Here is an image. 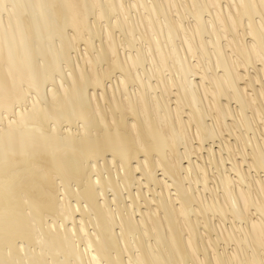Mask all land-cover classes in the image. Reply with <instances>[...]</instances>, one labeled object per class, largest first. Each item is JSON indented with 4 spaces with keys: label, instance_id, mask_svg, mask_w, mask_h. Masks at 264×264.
<instances>
[{
    "label": "bare ground",
    "instance_id": "bare-ground-1",
    "mask_svg": "<svg viewBox=\"0 0 264 264\" xmlns=\"http://www.w3.org/2000/svg\"><path fill=\"white\" fill-rule=\"evenodd\" d=\"M126 1L0 0V264H264V0Z\"/></svg>",
    "mask_w": 264,
    "mask_h": 264
},
{
    "label": "rangeland",
    "instance_id": "rangeland-1",
    "mask_svg": "<svg viewBox=\"0 0 264 264\" xmlns=\"http://www.w3.org/2000/svg\"><path fill=\"white\" fill-rule=\"evenodd\" d=\"M148 1H150V0H148ZM181 1V0H180ZM125 2H128V1H126L125 0ZM182 2V1H181ZM180 2V3H181ZM182 4V3H181ZM134 11V10H133ZM134 13H135V11H134ZM208 16H209V14H207ZM193 19V17H190L188 20H192ZM186 21H187V19H186ZM188 22V21H187ZM116 32H117V34H119V31L116 29ZM207 37L208 38H210V36H208L207 35ZM206 37V38H207ZM207 38V39H208ZM79 46H80V48H83V46H84V44H83V42H81V43H79ZM119 48L121 49L122 48V46L120 47L119 46ZM75 54V53H74ZM197 60H198V58H197ZM196 60V57H192V61H197ZM195 77V76H194ZM197 79V78H196ZM237 104V103H236ZM234 105H235V103H234ZM263 109V110H262ZM261 114H262V117H264V107H261ZM264 119V118H263ZM229 121V120H228ZM251 134H253V132H251ZM260 135V136H259ZM261 137H263V134H262V132L260 133V134H258V138H261ZM232 140H234V139H232ZM218 141H219V139L217 140V141H215L216 143H214V146H216V148L219 146V144H217L218 143ZM196 145H197V143H196ZM208 145H210V142L208 141V142H206V147H208ZM205 153H207V149H205ZM227 153H225V155H226ZM193 156H195V155H193ZM196 158V157H195ZM195 158H193V159H195ZM229 161V162H228ZM186 162H187V160H186ZM226 162H228L227 163V165H226V167H228L229 165H231V163H230V160H227ZM244 167H247V165H245ZM215 171H216V169H214ZM234 174H236L234 171H232ZM158 173H161V172H158ZM263 174V173H262ZM214 175H216V174H214ZM200 188H201V186H200ZM175 192V190H172V192ZM208 194H211L210 192H208ZM215 218H217V217H215ZM226 223L229 225V222H227L226 221ZM221 245H223V244H221ZM228 248H229V250H231L232 249V247H235V245H234V243H231L229 246H227ZM231 247V248H230ZM248 248V250L250 251V248L249 247H247Z\"/></svg>",
    "mask_w": 264,
    "mask_h": 264
}]
</instances>
